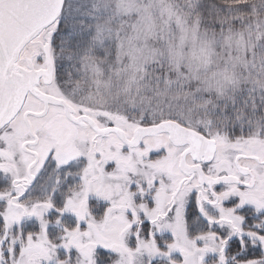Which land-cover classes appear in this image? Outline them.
I'll use <instances>...</instances> for the list:
<instances>
[{
	"label": "snow or ice",
	"instance_id": "1",
	"mask_svg": "<svg viewBox=\"0 0 264 264\" xmlns=\"http://www.w3.org/2000/svg\"><path fill=\"white\" fill-rule=\"evenodd\" d=\"M0 264H264V0H0Z\"/></svg>",
	"mask_w": 264,
	"mask_h": 264
}]
</instances>
